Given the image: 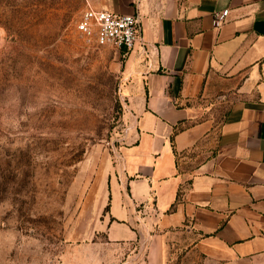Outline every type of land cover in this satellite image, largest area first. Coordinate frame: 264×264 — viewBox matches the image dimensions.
Instances as JSON below:
<instances>
[{
    "label": "crops",
    "instance_id": "1",
    "mask_svg": "<svg viewBox=\"0 0 264 264\" xmlns=\"http://www.w3.org/2000/svg\"><path fill=\"white\" fill-rule=\"evenodd\" d=\"M87 4L140 18L120 51L127 141L103 196L107 244L145 243L159 264L177 232L202 264H264V0Z\"/></svg>",
    "mask_w": 264,
    "mask_h": 264
},
{
    "label": "rangeland",
    "instance_id": "2",
    "mask_svg": "<svg viewBox=\"0 0 264 264\" xmlns=\"http://www.w3.org/2000/svg\"><path fill=\"white\" fill-rule=\"evenodd\" d=\"M87 3L0 0V264H158L145 243L107 244L122 57L77 31ZM189 242L169 233L159 264H202Z\"/></svg>",
    "mask_w": 264,
    "mask_h": 264
},
{
    "label": "built area",
    "instance_id": "3",
    "mask_svg": "<svg viewBox=\"0 0 264 264\" xmlns=\"http://www.w3.org/2000/svg\"><path fill=\"white\" fill-rule=\"evenodd\" d=\"M228 15V9L215 12L214 25L222 26ZM76 29L87 43L108 45L119 51L133 50L140 41V18L137 15L96 9L89 4L77 22Z\"/></svg>",
    "mask_w": 264,
    "mask_h": 264
}]
</instances>
